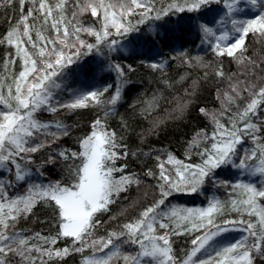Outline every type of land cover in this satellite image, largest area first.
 <instances>
[{
    "label": "snow or ice",
    "instance_id": "6c2138e0",
    "mask_svg": "<svg viewBox=\"0 0 264 264\" xmlns=\"http://www.w3.org/2000/svg\"><path fill=\"white\" fill-rule=\"evenodd\" d=\"M12 2L13 0H8L9 4ZM27 2L28 0H19L20 19L6 36L0 38V44L6 42L15 47L16 55L25 65L18 76L13 75V83L7 85L8 94L4 95L0 91V105L7 109H0V264H11L13 257H19L18 264H37V261L39 264H47L53 258L63 259L72 251L84 253L89 248L93 250V256L86 257L83 264H112L114 260H122L123 264H254L257 258L264 260V206L258 203V198L264 201V180L260 187L235 182L227 185L237 195V198L230 201L231 208L242 218L225 220L223 223L243 225V231L248 236L212 252L209 250L214 238L229 230L214 221V213H221L226 205L215 198L209 200L208 207L201 209L171 204V198L177 194H202L201 190L209 181L225 184V181L216 179L217 170L222 167H232L250 176L264 177V143L261 142L264 141V115L260 114L264 112L261 107L264 105V86L255 90L257 86L254 82L245 85L243 89L234 85L232 92L235 96H225L229 104L235 103L241 91L251 97L246 107L228 116L231 128H226L215 115L212 116L216 132L211 137V148L205 147L203 151L196 153L201 156L202 163L185 164L169 155L168 163L175 165V176L168 173L163 164L160 165L159 180L162 183L158 185L159 199L142 211L134 222L123 224L122 230L110 232L106 238L95 237V229L100 223L97 213L108 212L109 206L116 203L121 193L127 192L133 184L139 185L140 180L135 174H125L126 165L117 166L116 161L122 156L126 159L128 153L118 151L125 146L118 142L114 131L107 130L101 119H96L91 133L79 141V151L63 149L54 155L50 152L48 159L44 161L45 165H62V170L67 174L65 183H38L30 179L33 175H45L43 165L37 166L34 172L31 169L30 165L34 163L32 154L45 148L51 149V144L56 143L61 135H68V129L59 122H56L55 128L60 131L49 133L47 130L52 125L39 121L36 116L38 112L54 113L58 108H85L88 106L87 101L114 107L121 99V86L126 83L123 80L115 86L113 94L106 101L101 98L109 92L111 86L101 91L80 94L70 103H53L52 90L60 87L53 78L59 77L64 69L86 55L87 52H82V49L91 52L104 42L111 49L116 41L108 40L111 35L108 29H114L117 35L135 30L129 19L136 14L135 9H144L138 13L140 18L136 21L141 24L152 13H155L156 19H160L172 10H198L211 0H184L183 3L173 0L167 7L160 9L155 7L153 0H85L83 4L77 3L75 7L79 11L72 12L73 19L76 20L79 15L90 10L91 15L96 17V22L102 25L99 30L68 20L65 15L68 0H55L54 3L51 0H31L32 6L25 9ZM243 5L252 8L259 5L261 11L255 18L241 22L238 26L237 21L232 20L235 31L240 35L230 47L221 48L217 44L218 55L234 57L237 50L242 53L249 33L264 38V0H226L230 14L242 12ZM30 19L42 22V27L51 21L56 37L45 39L37 30V40L34 41L30 31L35 28V24H30ZM203 30L206 35H213L207 27ZM82 32L94 35L96 43L81 39ZM220 39L227 37L221 36ZM38 41H44V46L40 47ZM25 43L37 51L29 54L24 47ZM58 44L60 47H57ZM33 55L41 58L39 62L33 59ZM238 62H241L239 58ZM9 63H13L11 58ZM152 67L155 69L158 65L153 64ZM114 70L119 76H124L119 65ZM217 75L222 76L223 73L218 72ZM3 87L4 84L0 83V89ZM201 111L204 112V109ZM108 114L105 112L106 116ZM223 114L222 112L221 115ZM41 135H50L51 142H45L40 138ZM244 137L250 138L255 147L246 150L241 156L240 146ZM202 139L208 140V137L203 136ZM200 143V140H196L193 146L199 148ZM117 173L120 174L118 177ZM147 175L153 174L149 171ZM17 187L24 189L23 194L17 195L11 191ZM40 203L51 209L56 231L54 235L48 236L37 233L32 239L42 243L31 244L29 237H21L9 230L15 228V222L20 217L31 213ZM245 213L249 217L256 216L257 222L243 219ZM170 224L175 226L170 227ZM208 225L213 226L215 231L208 229L203 235L194 238L191 241L193 248L185 259H177L173 255L171 236L200 232ZM156 226L164 230L163 234H155ZM61 238H71V249L54 247ZM125 245L137 246L138 250L128 253L124 250ZM97 252L105 254L94 258ZM44 257H47V261Z\"/></svg>",
    "mask_w": 264,
    "mask_h": 264
},
{
    "label": "trees",
    "instance_id": "16d2710c",
    "mask_svg": "<svg viewBox=\"0 0 264 264\" xmlns=\"http://www.w3.org/2000/svg\"><path fill=\"white\" fill-rule=\"evenodd\" d=\"M51 2L54 3L55 0ZM84 2L85 0H68L65 13L67 19L73 23H82L85 27L101 29L102 25L96 22V17L91 15L90 10L79 15L76 20L73 19L72 12L79 11L75 5ZM153 2L155 7L160 9L167 7L173 0H153ZM175 2L183 3L184 0H175ZM225 5L226 0H211L209 4L201 6L198 10L191 12L187 9L184 12L172 10L160 19H156L155 13H152L141 24H137L136 21L140 18L138 13L144 9H136V14L129 17L135 30L117 35L114 29L109 28L111 35L108 40L116 41L111 49L107 46V42L93 48L91 52L82 49L81 51L87 54L64 69L59 77L53 78L60 85L59 88L52 90L54 104L70 103L80 94L101 91L111 86L109 92L101 98L106 101L121 80L126 82L121 86V99L114 107L106 103L97 105L87 101L88 106L85 108H58L54 113L40 111L36 114L39 121L52 125L47 130L49 133L60 131L55 128L56 122L68 129V135H61L56 143L51 144V149L45 148L32 154L34 163L30 167L33 172L40 165H43L45 170L44 176L33 175L30 178L38 183L67 181V174L62 170L61 164L45 165L44 161L48 159L50 152L54 155L63 149L79 151V141L91 133L96 119H101L108 131H114L118 142L125 146L118 151L128 153L127 158L122 156L116 164L126 165L125 174H135L140 184H133L127 192L121 193L116 203L109 206L108 212L97 213L100 223L95 229L96 238H106L108 233L122 230L123 224L134 222L142 211L159 199L158 185L162 183L159 180L160 165L163 164L165 170L175 176V165L168 163L169 155L185 164L202 163L201 156L196 153L203 151L205 147L211 148V137L216 132L212 116L215 115L226 128H231L228 116L241 111L250 102L251 97L243 91L234 104L227 102L226 95L235 96L232 92L234 85L243 89L245 85L254 82L257 86L255 90L264 86V38L249 33L245 38V50L242 53L237 50L234 57L217 54V44L221 48H226L234 42V37L229 35L232 28L224 22L228 18ZM31 6V0H28L25 9ZM253 9L248 17L239 18L245 20L255 18L261 10L259 5ZM20 15L19 0H13L11 4L8 0H0V38L12 30L19 21ZM29 23L35 24V28L30 31L34 41L37 40V30L45 39H54L57 35L51 28V21L43 27L42 22L30 19ZM204 27H207L213 35H206ZM221 31L225 32L227 39L218 38ZM237 34L239 36V33ZM60 36H63V30ZM80 37L88 43H96L94 35L82 32ZM38 44L43 47L44 41H38ZM24 47L29 54L37 51L26 43ZM48 47L50 48L51 45ZM57 47L60 45L58 44ZM10 58L13 63H9ZM238 58L241 62H238ZM33 59L39 62L41 58L33 55ZM153 64L158 67L154 69ZM116 65L123 70V77L114 70ZM24 66V61L16 55L14 46L6 42L0 44V83L4 84L0 91L4 95L8 94L7 85L13 83V75L18 76ZM218 72H222L223 75H217ZM14 87L13 84V91ZM261 107L264 108V105ZM0 109L7 110L3 105H0ZM201 109H204V112ZM225 109L229 110L224 111ZM105 112L109 114L106 116ZM260 114L264 115V112ZM203 136H207L208 140H203ZM40 138L47 143L52 140L50 135H41ZM196 140L201 141L199 148L193 146ZM254 147L252 140L244 137L240 146V155ZM149 171L152 172V176L147 175ZM217 173V181H225V184L209 181L201 190L202 194H177L171 198L172 205L191 209L206 208L209 200L213 198L226 205L221 213H214V221L215 224L227 227L229 230L214 238L210 252L248 236V233L243 231V225L223 223L225 220L242 218L231 208L230 201L237 198V195L227 185L235 182L259 187L256 176L251 180L250 175L238 169L222 167ZM119 175L116 174L117 177ZM262 178L264 180V177ZM11 191L19 195L23 194L24 189L17 187ZM258 203L264 206V201L259 198ZM243 219L257 222L256 216L249 217L247 213L244 214ZM53 220L51 209L40 203L31 213L20 217L15 222V228L9 231H14L21 237H29L31 244H40L41 241L32 238L37 233L44 236L54 235L56 229ZM174 226L170 224V227ZM208 229L215 231L213 226L208 225L200 232H184L181 235L171 236L173 255L177 259H185L193 248L191 241L203 235ZM163 231L156 226L155 234H163ZM49 246L45 245V247ZM71 246V238H61L54 247L71 249ZM124 250L132 253L138 250V247L125 245ZM107 251L106 249L105 252ZM105 252L95 253L94 258L104 256ZM92 256L93 250L89 248L84 253L72 251L63 259L53 258L51 261H47V257L44 259L47 264H83L86 257ZM18 261L19 257H13L11 264H18ZM112 264H123V262L114 260ZM254 264H264V260L257 258Z\"/></svg>",
    "mask_w": 264,
    "mask_h": 264
},
{
    "label": "rangeland",
    "instance_id": "374dc122",
    "mask_svg": "<svg viewBox=\"0 0 264 264\" xmlns=\"http://www.w3.org/2000/svg\"><path fill=\"white\" fill-rule=\"evenodd\" d=\"M243 7V11L242 12H239V13H236V14H230L229 12H228V10H227V7H226V5H225V10H226V14L228 15V18L227 19H225L224 20V22H226V23H228L230 26H231V28H232V31H231V33L229 34V35H231V36H233L234 38H233V41L235 42V40L239 37L238 36V32H236L235 31V26L232 24V20H236L237 21V26L241 23V22H245V21H247V20H245V19H243V18H239L240 16H242V17H244V18H246V17H248L250 14H251V12L254 10L251 6H249V5H243L242 6ZM253 9V10H252ZM136 10V9H135ZM138 10V9H137ZM222 25V24H221ZM223 27V26H222ZM226 34H225V32L224 31H221V33H220V35L218 36V38H220L221 36H225ZM239 35H240V33H239ZM233 42V43H234ZM254 178V176H251V180ZM256 179H257V181H258V183H259V187L261 186V181L263 180V178L262 177H260V176H256Z\"/></svg>",
    "mask_w": 264,
    "mask_h": 264
}]
</instances>
